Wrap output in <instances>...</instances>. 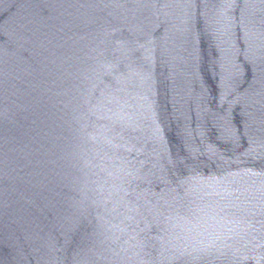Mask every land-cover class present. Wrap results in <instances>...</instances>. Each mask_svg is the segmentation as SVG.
<instances>
[{"label": "water", "instance_id": "water-1", "mask_svg": "<svg viewBox=\"0 0 264 264\" xmlns=\"http://www.w3.org/2000/svg\"><path fill=\"white\" fill-rule=\"evenodd\" d=\"M0 264H264V0H0Z\"/></svg>", "mask_w": 264, "mask_h": 264}]
</instances>
